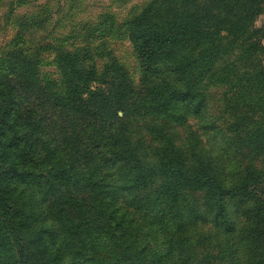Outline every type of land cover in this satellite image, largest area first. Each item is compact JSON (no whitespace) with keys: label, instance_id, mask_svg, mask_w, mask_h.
<instances>
[{"label":"trees","instance_id":"1","mask_svg":"<svg viewBox=\"0 0 264 264\" xmlns=\"http://www.w3.org/2000/svg\"><path fill=\"white\" fill-rule=\"evenodd\" d=\"M84 1L0 0V264H264V0Z\"/></svg>","mask_w":264,"mask_h":264},{"label":"rangeland","instance_id":"2","mask_svg":"<svg viewBox=\"0 0 264 264\" xmlns=\"http://www.w3.org/2000/svg\"><path fill=\"white\" fill-rule=\"evenodd\" d=\"M43 2L45 0H42ZM48 1V0H46ZM54 3L58 0H51ZM144 0H85L83 2V19L96 18L98 15L102 14L105 11H112L118 15L119 18L123 17L127 10H129L132 6H138L143 3ZM129 2V3H128ZM3 2L1 4V9L3 8ZM264 26V9L261 16H259L255 22V28H261ZM12 29V28H11ZM10 28L6 30H0V47H2L8 40H10L13 31ZM116 53L120 56V58L126 63V65L130 66L134 64V60L131 56V49L129 44H119L115 46ZM46 71H53L52 69H48ZM121 115V114H120Z\"/></svg>","mask_w":264,"mask_h":264}]
</instances>
